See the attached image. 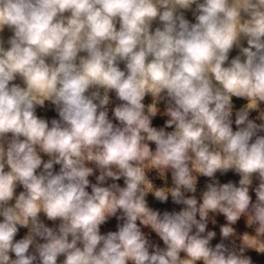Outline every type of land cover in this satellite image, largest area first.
Here are the masks:
<instances>
[{
  "label": "clouds",
  "instance_id": "9594fccd",
  "mask_svg": "<svg viewBox=\"0 0 264 264\" xmlns=\"http://www.w3.org/2000/svg\"><path fill=\"white\" fill-rule=\"evenodd\" d=\"M256 257L264 0H0V264Z\"/></svg>",
  "mask_w": 264,
  "mask_h": 264
},
{
  "label": "rangeland",
  "instance_id": "374dc122",
  "mask_svg": "<svg viewBox=\"0 0 264 264\" xmlns=\"http://www.w3.org/2000/svg\"><path fill=\"white\" fill-rule=\"evenodd\" d=\"M234 102L236 103L237 106H239L240 104L243 103V101L236 100L235 98H234ZM38 112L40 113V115H44V116H46V117H48V118H53V117H55V113H54V111L51 110L50 107H49V108H46V109H44V110L38 109ZM162 122H163L162 119L157 118V119L155 120L154 123H155L156 125H161ZM56 167H57V170H58V166H56ZM229 178H233V179H235V177H232V174H229ZM90 179H92L93 182H94V177H92V178H90ZM221 179H227V178H221ZM203 183H204V179L202 178V179H201V185H202ZM157 206H159V207H169V208L173 207L171 204H169V205H164V206H160V205H157ZM46 223H49V225H51V222H47V221H46ZM114 224H115V221L113 220V221L108 225V228H114ZM23 231H24V230H22V233H21V234H23ZM253 255H254V254H253ZM256 259L260 262V264H264V258L256 257Z\"/></svg>",
  "mask_w": 264,
  "mask_h": 264
},
{
  "label": "bare ground",
  "instance_id": "6f19581e",
  "mask_svg": "<svg viewBox=\"0 0 264 264\" xmlns=\"http://www.w3.org/2000/svg\"><path fill=\"white\" fill-rule=\"evenodd\" d=\"M189 19H191V16H190V14H189ZM236 53L234 52L233 53V55H235ZM50 107V106H49ZM38 114H40L39 112H38ZM44 116V115H43Z\"/></svg>",
  "mask_w": 264,
  "mask_h": 264
}]
</instances>
